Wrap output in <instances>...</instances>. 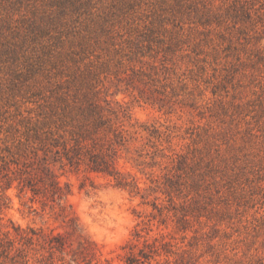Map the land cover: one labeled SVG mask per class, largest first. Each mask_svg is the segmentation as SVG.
<instances>
[{"label": "rangeland", "instance_id": "1", "mask_svg": "<svg viewBox=\"0 0 264 264\" xmlns=\"http://www.w3.org/2000/svg\"><path fill=\"white\" fill-rule=\"evenodd\" d=\"M92 107L82 144L113 175L50 144ZM30 176L61 206L21 192ZM64 211L83 264H264V0H0V242L62 233L73 252L33 261L69 264Z\"/></svg>", "mask_w": 264, "mask_h": 264}, {"label": "trees", "instance_id": "2", "mask_svg": "<svg viewBox=\"0 0 264 264\" xmlns=\"http://www.w3.org/2000/svg\"><path fill=\"white\" fill-rule=\"evenodd\" d=\"M90 115L93 117L91 124L81 128L80 131L72 133V138L69 141L64 140L61 144H58V142L56 144H50L54 147H63V155L71 167L81 164L84 157H86L88 154L89 164L93 170L113 175L114 168H112L109 160L106 159L107 155L91 153V151H89L82 144L84 141L89 140L92 130L97 131L102 126H104V122L101 119L99 113L96 111L95 107L91 108ZM46 147L48 149L50 148L45 143L43 145V149ZM50 151L52 152V150ZM55 154L56 158H58L60 151L57 150ZM44 159L46 160V158ZM56 161L57 159L55 162ZM23 183L24 184L20 188L21 192L28 188L35 197L40 196L42 193V199L40 200V203L44 208L49 206L50 203L55 204L57 201V204L61 206L64 193L59 181L51 178L48 183H45L42 179H39L38 182H36V179L30 176L27 177ZM38 183H43L45 192H41V188L38 186ZM117 183L118 185H125L123 184L124 182H122V180L119 178H117ZM61 208H63V206ZM62 215L68 220V226L70 227L71 232L77 235L78 239L80 240V251L74 252L72 254V259L70 260L69 264H83L86 261L84 257H94L96 255L95 249L92 244L82 235L79 225L76 223V218L65 211ZM137 236H140V233H137ZM68 249H70V244L62 233H54V231L47 233L43 229L38 230L33 227H29L26 230H21L18 228L14 238H7L6 241L0 242V257L4 259L5 264H34V256L40 252L46 251L48 253V260L53 263L55 262V259L58 258V256L61 258V260H64L65 256L73 252ZM39 256L41 259L39 260L38 258L36 261L41 263L45 256H43V254H39ZM145 259H148V255L144 253V251L139 252V254L131 251L125 256L124 262L126 264H145Z\"/></svg>", "mask_w": 264, "mask_h": 264}]
</instances>
